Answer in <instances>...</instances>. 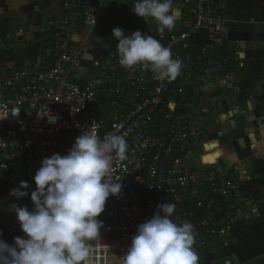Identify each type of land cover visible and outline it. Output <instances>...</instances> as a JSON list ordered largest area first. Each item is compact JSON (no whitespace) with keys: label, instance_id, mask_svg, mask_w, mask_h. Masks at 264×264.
Here are the masks:
<instances>
[{"label":"built area","instance_id":"1","mask_svg":"<svg viewBox=\"0 0 264 264\" xmlns=\"http://www.w3.org/2000/svg\"><path fill=\"white\" fill-rule=\"evenodd\" d=\"M105 1L76 4L59 22L50 21L42 65L0 68V116L20 109L18 116L9 113L0 120V239L13 244L15 237H25L11 206L33 209L30 178L45 157L67 155L85 131L100 139L115 133L126 139L128 159L113 162L110 175L120 177L122 187L108 197L97 218L103 225L99 238L89 243L91 264H122L138 225L166 202L175 205L174 222L194 225L199 264H230L205 260L204 254L217 252L234 231L239 214L231 199L246 177L236 164L204 162L203 155L199 164L192 160L203 132L193 127L197 109L186 93L191 83L224 84L228 62L213 59L203 46L190 70L193 82L189 76L168 82L153 79L151 71L139 66L123 69L118 53L111 51L94 75L86 77L71 42L79 25L92 21ZM182 1L185 18L173 31L153 34L174 59L177 46L201 30L221 42L230 27L224 0ZM21 181L29 185L27 200L10 195Z\"/></svg>","mask_w":264,"mask_h":264},{"label":"crops","instance_id":"2","mask_svg":"<svg viewBox=\"0 0 264 264\" xmlns=\"http://www.w3.org/2000/svg\"><path fill=\"white\" fill-rule=\"evenodd\" d=\"M87 1L0 0V68L42 65L50 21L59 22L74 5L84 6ZM134 3L106 0L102 11L94 10L92 21L79 25L71 50L86 77L94 75L109 52H117L114 28L124 29L126 35L136 30L152 36L157 32L152 18L134 14ZM224 4L230 25L225 38L213 42L204 29L177 46L175 59L182 61L177 79L189 76L193 82L190 70L203 46L213 59L228 62L224 84L217 80L188 84L187 97L197 109L192 124L203 132L191 157L197 163L209 149L218 154L215 162L236 164L246 177L231 199L238 209V222L219 246L223 253L216 261L264 264V0H224ZM173 7L178 10L176 27L187 10L182 0H173Z\"/></svg>","mask_w":264,"mask_h":264},{"label":"clouds","instance_id":"3","mask_svg":"<svg viewBox=\"0 0 264 264\" xmlns=\"http://www.w3.org/2000/svg\"><path fill=\"white\" fill-rule=\"evenodd\" d=\"M132 11L145 20L152 18L161 36L175 28L178 18L173 0H135ZM112 34L118 41L116 50L123 69L139 66L151 71L153 79L168 82L181 74L182 61L174 59L171 49L154 36L140 30L126 35L119 27ZM19 112L13 108L0 120ZM127 152L123 135L113 133L100 139L85 131L67 155L45 157L34 175L33 209L11 206L25 237H15L13 244L0 239V264H91L89 243L99 238L103 225L97 218L108 197L118 195L122 187L120 177L110 175L113 162L127 160ZM28 188V183L21 181L10 195L25 197ZM157 209L138 225L122 264H199L194 225L171 219L174 204L166 202Z\"/></svg>","mask_w":264,"mask_h":264},{"label":"water","instance_id":"4","mask_svg":"<svg viewBox=\"0 0 264 264\" xmlns=\"http://www.w3.org/2000/svg\"><path fill=\"white\" fill-rule=\"evenodd\" d=\"M223 253V247H219L217 249V252H208L204 254V259L205 260H212L218 258V255Z\"/></svg>","mask_w":264,"mask_h":264},{"label":"bare ground","instance_id":"5","mask_svg":"<svg viewBox=\"0 0 264 264\" xmlns=\"http://www.w3.org/2000/svg\"><path fill=\"white\" fill-rule=\"evenodd\" d=\"M210 144H213V143H210ZM210 144H209V145H210ZM212 148H213V147H212ZM218 151H219V150H218ZM219 154H220V153H219ZM217 155H218L217 152H216V153H213V152H211V153H210V152H206V153L203 154V161H204V162H209V163H210V162H213L214 160L217 159V158H216ZM215 158H216V159H215Z\"/></svg>","mask_w":264,"mask_h":264},{"label":"rangeland","instance_id":"6","mask_svg":"<svg viewBox=\"0 0 264 264\" xmlns=\"http://www.w3.org/2000/svg\"><path fill=\"white\" fill-rule=\"evenodd\" d=\"M203 127L206 128V129H208V128H207V127H208L207 125H203ZM204 128H203V129H204ZM197 163L199 164V159H197ZM30 179H31L32 182L34 181L32 177H31ZM34 183H35V181H34ZM31 187H32V185H31ZM32 188H33V187H32ZM34 188H36V184H35ZM21 199H22V200H27V199H28V196L22 197ZM220 263H221V262H220Z\"/></svg>","mask_w":264,"mask_h":264}]
</instances>
